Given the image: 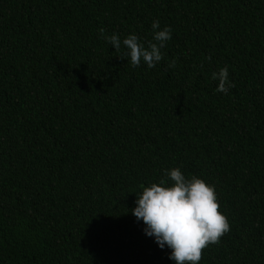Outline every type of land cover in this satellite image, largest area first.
Returning a JSON list of instances; mask_svg holds the SVG:
<instances>
[{"label": "trees", "instance_id": "obj_1", "mask_svg": "<svg viewBox=\"0 0 264 264\" xmlns=\"http://www.w3.org/2000/svg\"><path fill=\"white\" fill-rule=\"evenodd\" d=\"M0 264H264V0H0Z\"/></svg>", "mask_w": 264, "mask_h": 264}]
</instances>
